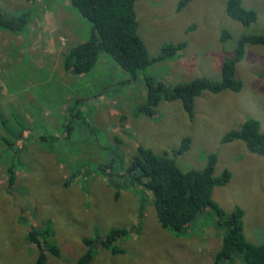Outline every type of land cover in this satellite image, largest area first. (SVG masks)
Returning <instances> with one entry per match:
<instances>
[{
    "label": "rangeland",
    "instance_id": "374dc122",
    "mask_svg": "<svg viewBox=\"0 0 264 264\" xmlns=\"http://www.w3.org/2000/svg\"><path fill=\"white\" fill-rule=\"evenodd\" d=\"M58 1L62 6L55 0H0V10L32 12V22L37 23L47 11L45 4L59 20L73 15L63 10L67 0ZM227 1L191 0L179 10L180 0H137L139 32L152 57L168 44L186 46L136 79L104 52L107 59L101 54L89 72L75 75L77 84L91 83L89 92L63 101L61 108L52 101L58 100V89L50 96L34 92L37 83L30 67L38 72L49 68H38L39 54L26 32L0 28V264H36L40 247L27 234L33 226L47 224L59 255L43 245L44 264H75L88 248L85 238L104 236L115 227L132 228L118 243L124 252L100 248L91 264H246L240 256L216 263L224 230L213 223L212 211L206 210L188 234L176 235L159 224L151 192L138 184L129 188L124 174L139 145L168 153L183 170L204 168L215 153L216 174L227 168L232 177L215 187L213 198L226 211L242 207L247 238L264 242V155L251 152L242 140H222L250 118L258 119L264 131V45L246 47L236 67L242 89L204 91L196 98L194 118L180 99L162 101L154 116L137 111L146 99L145 73L170 86L196 78L223 79V66L245 32L243 24L228 15ZM243 3L258 11L256 27L264 32V0ZM65 7L77 15L70 21L90 23L75 6ZM227 33L231 37L224 39ZM51 81L43 78L42 85ZM110 98H119L123 108L136 109L137 132L126 118L128 111L115 115L107 104ZM24 125L31 131L22 135ZM185 137L191 138L190 149L175 155ZM10 164L16 172L12 186Z\"/></svg>",
    "mask_w": 264,
    "mask_h": 264
},
{
    "label": "trees",
    "instance_id": "16d2710c",
    "mask_svg": "<svg viewBox=\"0 0 264 264\" xmlns=\"http://www.w3.org/2000/svg\"><path fill=\"white\" fill-rule=\"evenodd\" d=\"M69 1L91 23L89 37L74 45L65 54V68L74 74L89 72L105 52L130 73L131 79H136L140 72H144L156 62L180 54L186 46L184 42L168 44L163 46L158 56L152 57L139 32L137 0ZM190 1L180 0L179 10ZM226 11L231 18L243 24L245 32L238 37L233 55L228 57L223 66V79L220 82H213L207 78H196L190 82L170 86L153 74L145 73L147 96L145 102L137 107L139 113L154 116L156 108L162 101L180 99L189 116L194 118L196 98L204 91L219 93L224 90L242 89L243 82L237 78L236 67L245 56L247 46L264 45V32H260L261 29L256 27L259 20L258 11L246 7L243 0H228ZM32 17L33 14L29 11L8 14L0 10V28L24 31ZM230 37L231 35L227 33L224 39ZM25 131L30 133L31 129L24 125L22 135H25ZM237 139L242 140L251 152L264 155V131L258 119L246 120L240 128L228 131L222 140L231 142ZM190 146L191 138L185 137L174 149V154H183ZM216 163L217 155L212 153L204 168L183 170L176 159L168 153L158 154L149 147L139 145L124 174L130 184L129 188L138 184L142 189L151 192L159 224L176 235L186 233L193 223L203 217L202 214L206 210L212 211L213 223L224 230L221 247L215 255L216 263L233 262L240 256L246 264H264V242L253 243L246 236L245 210L236 206L232 211H226L213 198L215 187L226 185L232 177L231 171L227 168L217 175ZM8 172V185L12 186L16 178L15 166L10 164ZM131 230L126 227H115L104 236L85 238L88 248L78 257L75 264H91L100 248L109 249L113 253L124 252L118 243L129 235ZM50 233V225L47 224L43 228L33 226L27 234L28 240L40 247L36 264H44L46 261L47 254L45 249H42L43 245L52 254L59 255L58 246L49 238Z\"/></svg>",
    "mask_w": 264,
    "mask_h": 264
},
{
    "label": "crops",
    "instance_id": "0c3cea01",
    "mask_svg": "<svg viewBox=\"0 0 264 264\" xmlns=\"http://www.w3.org/2000/svg\"><path fill=\"white\" fill-rule=\"evenodd\" d=\"M52 2L53 0H50L51 4ZM55 2H57L60 6H62L61 2H59L58 0H55ZM66 4H70V5L72 4L70 3L69 0H67L65 5H63L64 6L63 10L66 9L67 14L69 13L73 14L70 15L69 18L59 20L55 14L56 12L49 9V7H47V5L45 4L44 7L45 9L47 8V11L44 13V15L41 14L43 15L42 19L38 23L32 22L31 20L28 28L24 31H21V32H26L25 33L26 39L30 40L32 49L36 52V54H39L37 58V64L39 65L38 68L40 70L43 68H49L48 72H38L33 67H30L31 74L33 75L31 77L37 83V85L33 86L34 92L39 95L42 94V95L50 96L53 93V91L58 89L59 90L58 100L52 99V101L55 103L56 108L63 107L62 102L66 100L68 101V99H72V97L77 98L78 96L81 97L85 96L89 92V87H91V83H87V82L77 84V81L74 80L75 75L77 74H74L65 68V64H64L65 54L74 45L85 41L91 34V23H88L87 21H81L79 18L77 20V23L70 21V18H72L73 16L77 17V15L71 9L68 12V8L65 7ZM52 6H54L56 9H62L61 7L55 4H53ZM41 15H39L37 18H39ZM34 24H36L37 30ZM78 25H81L83 29L80 30L78 28ZM102 56L103 59H107V56H105V54H102ZM43 78L44 79L53 78V81L49 82L48 85H42ZM71 85L72 88H70L69 90H65L69 88ZM144 88L146 90V94H145L146 97L147 95L146 84ZM76 91L78 92V94L75 93ZM29 93L33 95L32 92ZM33 99H34V104H38L34 95H33ZM145 100L146 99L144 98L143 103L145 102ZM118 101L119 98H110L107 104L110 108L114 109V113L117 116L120 113L121 109L128 111L126 118L128 120L130 119L131 127H134L135 131L137 132V127L133 124V120L137 119L136 109L132 108L131 110H128L127 108H123L120 106ZM121 101H124L125 103L128 100H125L123 99V97H121ZM31 125H36V124L33 123ZM41 138L43 142L46 144L47 141L45 139V136L42 135Z\"/></svg>",
    "mask_w": 264,
    "mask_h": 264
}]
</instances>
